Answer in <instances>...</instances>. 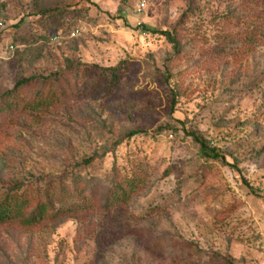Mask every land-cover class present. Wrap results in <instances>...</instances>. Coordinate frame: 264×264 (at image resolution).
Segmentation results:
<instances>
[{"label":"rangeland","instance_id":"374dc122","mask_svg":"<svg viewBox=\"0 0 264 264\" xmlns=\"http://www.w3.org/2000/svg\"><path fill=\"white\" fill-rule=\"evenodd\" d=\"M0 20V93L36 75L0 97V198L88 203L0 224V264H264V0H0Z\"/></svg>","mask_w":264,"mask_h":264},{"label":"trees","instance_id":"16d2710c","mask_svg":"<svg viewBox=\"0 0 264 264\" xmlns=\"http://www.w3.org/2000/svg\"><path fill=\"white\" fill-rule=\"evenodd\" d=\"M163 34L167 36L173 42L175 38L168 30H161ZM36 78V75H28L16 79L13 86L0 93V97L10 96L19 86L25 85ZM43 101H38L42 103ZM192 137L199 143L200 153L207 158H214L227 162L225 155L220 151L218 147L209 146L205 140L200 137L196 132L190 131ZM90 159L86 158L84 162H89ZM121 182L114 183V186L110 189L105 199L106 207L115 206L125 201L130 197L133 191L137 188V183L133 178L126 177ZM51 183V182H50ZM48 184L45 189V197L38 200L36 204L27 211L29 208V197L23 195L19 191H5L0 198V224L7 221L16 220L25 225H32L46 219L49 215L56 216L57 214H63L64 212L73 209L81 208L87 205L85 199L80 201H72L68 203L66 200L54 201L53 196L55 193L56 183Z\"/></svg>","mask_w":264,"mask_h":264},{"label":"built area","instance_id":"2783aa9c","mask_svg":"<svg viewBox=\"0 0 264 264\" xmlns=\"http://www.w3.org/2000/svg\"><path fill=\"white\" fill-rule=\"evenodd\" d=\"M143 5H144V2H141V6H143ZM0 25H3V21H2V20H0ZM78 32H79V29L76 28V27H74V28L70 29V31H69V35H70V36H75V35L78 34ZM60 38H61V36H60L59 34H53V35L51 36V39H52L53 41H59ZM10 48H13V45H12V44H10Z\"/></svg>","mask_w":264,"mask_h":264}]
</instances>
